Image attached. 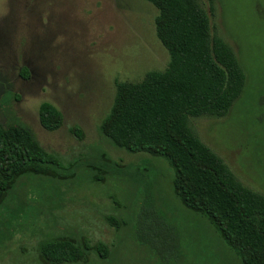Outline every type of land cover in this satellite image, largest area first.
<instances>
[{
    "label": "rangeland",
    "instance_id": "rangeland-1",
    "mask_svg": "<svg viewBox=\"0 0 264 264\" xmlns=\"http://www.w3.org/2000/svg\"><path fill=\"white\" fill-rule=\"evenodd\" d=\"M200 5L212 35L237 57L245 88L227 114L190 117L189 126L239 183L264 196V0ZM157 15L147 0H0V124L26 126L44 151L75 171L17 183L0 208V264H41L40 244L60 237L108 250L107 260L90 253L84 264H241L208 219L174 195L164 159L128 153L101 133L116 87L140 84L169 65L155 36ZM43 102L62 116L56 131L39 124ZM104 160L139 166L141 195L135 182L92 167ZM142 196L177 231L176 256L160 260L131 240Z\"/></svg>",
    "mask_w": 264,
    "mask_h": 264
},
{
    "label": "trees",
    "instance_id": "trees-1",
    "mask_svg": "<svg viewBox=\"0 0 264 264\" xmlns=\"http://www.w3.org/2000/svg\"><path fill=\"white\" fill-rule=\"evenodd\" d=\"M147 1L158 10L155 36L169 54V65L162 74H150L140 84L118 85L101 133L128 153L164 159L174 172L173 193L182 205L206 217L241 264H264V196L239 183L188 123L190 117L224 116L240 98L245 76L237 57L212 35L200 0ZM20 75L28 78L27 69L21 68ZM38 121L44 130L53 132L61 127L62 116L52 104L43 102ZM92 167L135 182L140 194L138 183L144 176L139 166L122 167L104 160ZM74 174V167H63L55 155L44 151L26 126L0 124V208L23 178ZM153 203L150 196L143 197L135 208L131 240L166 260L178 253V233ZM22 210L21 206L16 213ZM90 253L107 260L103 245L60 237L41 243L38 259L41 264H84Z\"/></svg>",
    "mask_w": 264,
    "mask_h": 264
}]
</instances>
